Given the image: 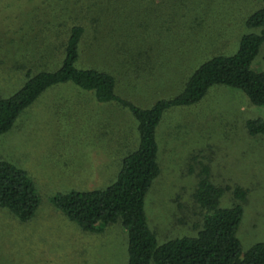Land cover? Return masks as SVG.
Instances as JSON below:
<instances>
[{"label":"rangeland","instance_id":"374dc122","mask_svg":"<svg viewBox=\"0 0 264 264\" xmlns=\"http://www.w3.org/2000/svg\"><path fill=\"white\" fill-rule=\"evenodd\" d=\"M42 2L0 0V36L13 26L36 28ZM262 8V0H118V38L137 42L138 49L148 37L153 52L140 66L148 70L141 80L119 75L117 95L144 109L175 98L205 62L235 55L244 35L263 33L250 32L245 25ZM26 15L34 18L23 25ZM65 34L44 44H63ZM14 38L15 46L38 44L26 31ZM21 51L15 52L17 60L23 58ZM87 58L106 59L101 49H92ZM24 61L18 60L16 67ZM252 68L264 71V47ZM9 74L0 88L20 85L22 74ZM90 96L71 84L54 87L0 137V162L25 171L40 197L28 223L0 209V264H128V234L120 224L84 233L52 203L58 194L111 187L123 158L139 145L137 121L130 111L119 102L102 104ZM257 119L264 120V107L253 106L241 91L225 87L212 88L197 105L166 112L157 129L162 172L145 202L158 244L197 235L204 213L193 195L197 174L205 167L215 185L229 187L222 208L237 203L236 188L247 192L238 230L243 249L264 243V137H251L246 129L248 121Z\"/></svg>","mask_w":264,"mask_h":264},{"label":"trees","instance_id":"16d2710c","mask_svg":"<svg viewBox=\"0 0 264 264\" xmlns=\"http://www.w3.org/2000/svg\"><path fill=\"white\" fill-rule=\"evenodd\" d=\"M43 1L36 28L22 29V21L23 25L30 24L34 18L26 15L20 27L5 29L0 36V69L7 71H3L0 85L10 79L9 73L22 74L20 85L0 88V137L9 133L20 116L48 90L64 84L92 94L98 103L119 102L136 119L139 134V145L123 158L117 181L111 187L58 194L52 200L54 207L84 233L97 234L120 224L128 234V264H264V243L245 251L238 238L247 192L236 188L233 194L237 203L222 208L221 200L229 187L215 185L206 167L197 174L193 195L204 213L195 237L182 236L158 244L145 211L146 197L162 172L157 129L166 112L199 104L214 87L241 91L253 106L264 107V71L252 68L264 47V8L253 13L245 24L250 32L263 30L262 34L244 35L235 55L214 56L192 74L178 96L144 109L120 98L117 86L119 75L127 80L134 75L136 82L147 74L148 70L140 66L147 64L152 43L147 37L136 49L137 42L118 38V24L114 23L118 0ZM24 31L34 35L38 43L35 47H27L29 43L27 48L15 46L12 40ZM62 34L67 35L63 44H44L51 38L60 39ZM114 37L118 41H113ZM92 49H101L106 59L86 60ZM16 50L23 56L18 60H26L19 68ZM246 129L251 137H264V120L248 121ZM39 206L32 178L13 164L0 162V209L28 223Z\"/></svg>","mask_w":264,"mask_h":264},{"label":"crops","instance_id":"0c3cea01","mask_svg":"<svg viewBox=\"0 0 264 264\" xmlns=\"http://www.w3.org/2000/svg\"><path fill=\"white\" fill-rule=\"evenodd\" d=\"M95 97L91 94L90 100L94 101Z\"/></svg>","mask_w":264,"mask_h":264}]
</instances>
